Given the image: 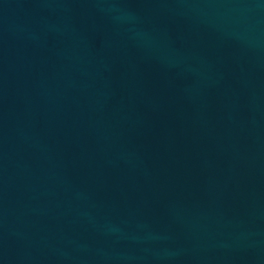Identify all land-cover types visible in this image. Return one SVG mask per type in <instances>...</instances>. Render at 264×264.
I'll list each match as a JSON object with an SVG mask.
<instances>
[{
    "label": "water",
    "instance_id": "water-1",
    "mask_svg": "<svg viewBox=\"0 0 264 264\" xmlns=\"http://www.w3.org/2000/svg\"><path fill=\"white\" fill-rule=\"evenodd\" d=\"M111 264H264V0H104Z\"/></svg>",
    "mask_w": 264,
    "mask_h": 264
}]
</instances>
